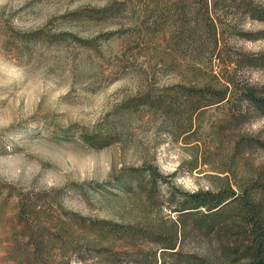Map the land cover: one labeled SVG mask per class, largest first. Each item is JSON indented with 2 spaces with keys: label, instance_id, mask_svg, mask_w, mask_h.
<instances>
[{
  "label": "rangeland",
  "instance_id": "1",
  "mask_svg": "<svg viewBox=\"0 0 264 264\" xmlns=\"http://www.w3.org/2000/svg\"><path fill=\"white\" fill-rule=\"evenodd\" d=\"M263 12L264 0H0V264H250L240 201L184 209L232 187L264 210V111L247 104L231 122L194 96L230 83L264 96Z\"/></svg>",
  "mask_w": 264,
  "mask_h": 264
},
{
  "label": "trees",
  "instance_id": "2",
  "mask_svg": "<svg viewBox=\"0 0 264 264\" xmlns=\"http://www.w3.org/2000/svg\"><path fill=\"white\" fill-rule=\"evenodd\" d=\"M243 6V5H241ZM264 13V12H263ZM215 35L216 31L212 30ZM211 36V35H210ZM264 62L263 59L254 60L256 62ZM194 96H200L206 102L203 106H198L197 109L209 107L213 104H224L229 113V120L240 121L244 118L245 111L244 107L252 105L260 111H264V96L258 94L256 88L245 83H230L228 86H224L220 90H216L211 86H206L202 89L194 91ZM188 96H193L188 94ZM215 102V103H212ZM239 149L244 151L245 148L250 146V141H246L243 137L239 139ZM264 198V197H263ZM240 201L239 203H237ZM237 203V206H242L246 211V218L249 220L251 226V233L249 234L252 238V250L253 259L250 264H264V210H259L255 205V199L253 195L238 196L231 187L226 193L220 191L217 193L212 192H198L191 194L186 201L184 211L198 212L200 208H204L207 213H214L226 209V207ZM248 207V208H247ZM110 226V224H108ZM118 228V227H116ZM167 249L178 252V237L175 236V241L169 239L166 241ZM194 258V257H193ZM204 264H208V261H203ZM153 264H157L155 261Z\"/></svg>",
  "mask_w": 264,
  "mask_h": 264
}]
</instances>
